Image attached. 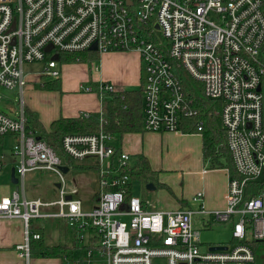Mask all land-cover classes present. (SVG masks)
I'll return each mask as SVG.
<instances>
[{
	"label": "built area",
	"instance_id": "2783aa9c",
	"mask_svg": "<svg viewBox=\"0 0 264 264\" xmlns=\"http://www.w3.org/2000/svg\"><path fill=\"white\" fill-rule=\"evenodd\" d=\"M94 45L100 55L140 54L147 132H179L188 98L177 69L199 82L207 99L222 104L219 114L235 168L226 210L149 211L139 197L126 202L130 155L100 131L68 134L61 141L65 158L92 160L99 171V199L92 212L84 213L60 169L68 165L28 124L25 66L46 62L39 78L60 79V55L93 52ZM263 47L264 0H0V88L20 96L13 116L0 112V138L13 137L19 181L11 196H0V219L23 221L24 239L14 250L18 259L31 264L32 243L42 240L41 232L31 231L32 221L58 219L70 223L85 249L83 256H64L63 264H258L253 245L264 242V191L248 198L247 188L264 174ZM120 92L102 85L98 95L102 100L106 93ZM5 167L0 155V174ZM36 171L59 177L58 201L25 197L26 176ZM203 197L198 193L194 200ZM51 207L57 211L45 212ZM197 213L211 219L205 226L212 218L232 223V242L219 244L225 251H210L214 245L202 251ZM84 229L93 232L87 244Z\"/></svg>",
	"mask_w": 264,
	"mask_h": 264
},
{
	"label": "crops",
	"instance_id": "0c3cea01",
	"mask_svg": "<svg viewBox=\"0 0 264 264\" xmlns=\"http://www.w3.org/2000/svg\"><path fill=\"white\" fill-rule=\"evenodd\" d=\"M96 57L86 62L60 64L61 91H48L31 87L27 109L30 113L37 116L39 124L45 129L48 130L51 124L60 118H78L84 113L101 115L102 100L98 93L90 92L86 94L80 92V89L84 87V82L91 83L94 88L109 85L122 92L131 91L130 89L136 86H141L139 89L142 90V63L138 52H110L99 54ZM36 83L40 85L41 78ZM111 135L113 136V144L118 149L124 150L129 155L130 149L135 150L136 163L134 165L130 164L131 167L136 166L139 162V156L143 155L147 158L151 170L156 173V181L148 185V192L156 193V200L154 199V203L149 206L147 201L144 200V195L141 198L147 210H193V203L199 204L198 210H193L195 212H200L201 206H204L208 212L226 210V197L231 172L228 169L209 170L206 167L203 159L201 135L184 134L183 132L155 133L147 131L141 134H127L122 138L114 134ZM7 138L2 140L1 148L6 144ZM11 139L13 140V137ZM171 141H174L175 147L183 146V149L178 152H172ZM181 151L184 152L183 156ZM63 159L64 163L68 165L65 167H70L67 172L70 173L73 166L68 158L64 157ZM5 169L3 174L8 175L11 181L14 167L7 174ZM262 180H264V174L258 182ZM155 184L159 185L160 188ZM57 185L60 186V182ZM59 189H61V186ZM166 189L172 194V199L170 200L165 195L161 197V193H164ZM14 192L10 185H0V196H11ZM198 193H203L202 201L194 200ZM132 195L136 196L133 191ZM197 216L200 217L203 223L211 221L208 216H201L198 213L195 217ZM67 227L68 225L65 227L63 224H59L57 229L61 237L59 243L65 240L69 246H73L76 232L73 235L72 242L69 243ZM62 228L64 230L63 234L60 233ZM37 231L44 234L46 239V234L43 230ZM23 239L24 224L22 220L0 219V264H16L13 257L20 261L21 264H24L22 260L18 259L14 251L15 246L22 243ZM46 243L48 244L47 240ZM80 247L83 246L80 244ZM70 255L83 256L76 249L71 250ZM37 260L46 261L48 259ZM62 260L63 258L59 259L61 264H63Z\"/></svg>",
	"mask_w": 264,
	"mask_h": 264
},
{
	"label": "trees",
	"instance_id": "16d2710c",
	"mask_svg": "<svg viewBox=\"0 0 264 264\" xmlns=\"http://www.w3.org/2000/svg\"><path fill=\"white\" fill-rule=\"evenodd\" d=\"M97 55H99L97 52L61 54L60 63L86 62L97 58ZM177 72L185 95L188 98L187 110L182 114L179 123V132L202 136L203 159L209 170L228 169L231 175L235 176L233 160L227 145L226 132L219 114L222 104L207 99L201 84L193 80L183 68L177 69ZM40 87L48 91H61V80H49L41 77ZM143 109V92L141 89H138L120 93H106L102 98V115L84 113L78 118H60L51 124L49 131L39 124L37 116L30 113L28 109L26 116L28 124L35 127L40 135L64 158L61 141L68 134H93L102 129L106 133H111L122 138L127 134L146 132L144 129ZM3 139L0 138V145L3 143ZM69 161L74 169H97L96 165L87 166L86 164L76 163L72 160ZM129 175L131 181L126 193V202L133 196L132 185L134 181H156V173L151 170L147 158L143 155L139 156L138 164L130 168ZM263 191L264 180L250 183L247 188V197L252 198ZM99 196L100 191L95 196V200H98ZM63 231L62 228L60 233L63 234ZM42 236L41 241L32 243V258L62 259L64 256L72 257L70 251L80 247V242L76 238L73 240V246H69L65 240L57 245H48L44 234Z\"/></svg>",
	"mask_w": 264,
	"mask_h": 264
},
{
	"label": "rangeland",
	"instance_id": "374dc122",
	"mask_svg": "<svg viewBox=\"0 0 264 264\" xmlns=\"http://www.w3.org/2000/svg\"><path fill=\"white\" fill-rule=\"evenodd\" d=\"M262 58L264 59V50H262ZM45 63H37V64H31L27 65L26 75L27 79L29 81V84L26 88L25 93V101H26V107L28 108L29 101H30V93H31V87H34L35 89H41L40 85L37 84V80L39 79L38 73H42L44 70ZM50 80V78L45 77ZM61 79V77H60ZM141 86L132 87L130 90L139 89ZM86 88H92L93 92L91 93H99V87L94 88L91 83L84 82L83 89H80L81 93H86ZM129 90V89H128ZM88 94V93H86ZM0 112H4L10 116H13L15 112L18 110V101L20 99L19 93L17 90H9L5 88H0ZM50 129H48L49 131ZM100 131H103L102 129ZM98 131V132H100ZM96 132V133H98ZM95 134V133H93ZM117 142V141H116ZM13 140L11 137H8L6 139V144H4L3 148L0 146V155H4V159L6 161V174L13 169L16 161L11 156V150L13 147ZM172 152H178L179 150L183 149V146H174V141H171ZM130 164L134 165L136 163V153L135 150L130 149ZM182 152V156L184 155V152ZM81 164H86L87 166L96 165L94 161L90 160L89 162H77ZM97 167V165H96ZM67 176V183L69 186V191L76 190V194L74 195V198L77 200H80L83 204V211L84 213L88 214L92 212L93 208L96 206V200L95 196L99 193L101 190L100 186V180H99V171L98 169H74L71 167V172L66 174ZM151 180H138L134 182L133 184V192L136 196L139 198H142L144 195V200L147 201V203L152 205L154 203V199L156 200V193H149L148 192V185L151 184ZM155 182V181H154ZM59 183V179L57 175L53 172H31L28 173L25 180V195L28 200H40L43 203H53L59 200L60 198V189L57 187V184ZM0 185L6 186L10 185L14 191H16L19 188V185H13L10 181V178L8 175H4L3 172L0 174ZM156 185V184H155ZM158 188H160L159 185H156ZM22 188V187H21ZM156 188V187H155ZM157 188V189H158ZM21 191V199L23 200V194ZM173 192V190H172ZM149 195V196H148ZM161 197H167L169 200L172 199L171 192L166 189L164 193H161ZM199 204L193 203L192 209L198 210ZM56 207L46 208L45 212H56ZM59 224H63L65 227L68 225L67 229L69 232V243L72 242L73 235L75 234L76 230L70 226V223L64 220H56V219H38L33 220L31 223V231H37V230H43L46 234V240L48 244H58L61 237L59 234ZM194 226L196 229H199L201 232V242H202V251L205 252L209 249L210 245H217V244H230L232 242V223H221V222H215L214 219L212 223L208 226H205L203 221L200 219V217L194 218ZM57 230V231H56ZM83 236L85 237L84 244H87L88 238L90 235H93V232H91L89 229H84L82 231ZM255 254L257 257L258 264H264V242L255 243ZM80 252V254L85 255V249L83 247H80L79 249H76ZM16 264H21L20 261L16 260ZM103 260V259H101ZM32 264H61V261L59 259H48L46 261L37 260L35 258H32ZM164 261L162 260H155L154 264H162Z\"/></svg>",
	"mask_w": 264,
	"mask_h": 264
},
{
	"label": "water",
	"instance_id": "95a60500",
	"mask_svg": "<svg viewBox=\"0 0 264 264\" xmlns=\"http://www.w3.org/2000/svg\"><path fill=\"white\" fill-rule=\"evenodd\" d=\"M14 28H15V25H13L12 30H13ZM51 50H52V46H49V47H47V49H46L47 53H49ZM96 50H97V47H96V45H94V46L91 48V51L95 52ZM53 59H54V60H58V59H59V56H58V55H55V56L53 57ZM259 90H260V88H259ZM38 139H41V138L38 137ZM60 169L62 170V172H63L64 174H67V172H68V170H69V168H68V167H65V166L60 167ZM11 181H12V184H14V185H17L18 182H19V181H18V178L16 177V174H15V169L12 170ZM57 187L59 188L60 186L57 185ZM17 190H18V189H17ZM68 199H70V197H69ZM225 250H226V247H223V246H221V245H214V246L210 247V251H212V252H216V251H225Z\"/></svg>",
	"mask_w": 264,
	"mask_h": 264
}]
</instances>
